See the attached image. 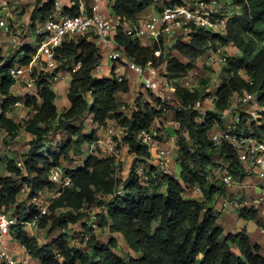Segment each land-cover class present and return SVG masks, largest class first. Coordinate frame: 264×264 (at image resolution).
Returning a JSON list of instances; mask_svg holds the SVG:
<instances>
[{"label":"clouds","instance_id":"1","mask_svg":"<svg viewBox=\"0 0 264 264\" xmlns=\"http://www.w3.org/2000/svg\"><path fill=\"white\" fill-rule=\"evenodd\" d=\"M0 264H264V0H0Z\"/></svg>","mask_w":264,"mask_h":264}]
</instances>
